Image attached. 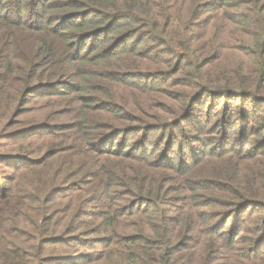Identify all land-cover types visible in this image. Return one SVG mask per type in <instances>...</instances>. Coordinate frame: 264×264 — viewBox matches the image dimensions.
Returning <instances> with one entry per match:
<instances>
[{
    "label": "trees",
    "instance_id": "16d2710c",
    "mask_svg": "<svg viewBox=\"0 0 264 264\" xmlns=\"http://www.w3.org/2000/svg\"><path fill=\"white\" fill-rule=\"evenodd\" d=\"M4 133L0 264H264V0H0Z\"/></svg>",
    "mask_w": 264,
    "mask_h": 264
},
{
    "label": "rangeland",
    "instance_id": "374dc122",
    "mask_svg": "<svg viewBox=\"0 0 264 264\" xmlns=\"http://www.w3.org/2000/svg\"><path fill=\"white\" fill-rule=\"evenodd\" d=\"M134 41H137V39L135 38L133 40V42ZM210 99L213 100L209 94L204 95L203 97H201L196 102V104H194L193 110H195V111L191 112L189 114V116H188L189 121H191V122L193 121L195 123L199 122V120L197 118H199L200 114L204 115V114L208 113V111L210 110V108L212 106L215 108L216 112L222 111L219 108H220L221 102H223L224 99H218L217 101H214V104H216V105L210 104L209 103ZM232 102H237V101H235V99H234V101H232ZM233 104H237V103H233ZM230 106H233L232 112H228V111L224 110L223 116L226 118H230V117L234 116L235 119L231 122V126H232V128L236 129V126H237L236 122L239 118V114H238L239 109L235 108L234 107L235 105H230ZM187 125H189V123H183L181 125V127H178V129H175L176 132L178 130H180L179 138H187L186 137L187 135L183 133V130H185V126H187ZM203 126H204V124H203ZM208 128H210V126H208L207 129ZM218 132H220V131H215L216 134H212V135H209V134L207 135V134L201 133L200 135H202V136H201L200 141H206L207 144H210L211 140L214 141L216 138L221 136L220 134L218 135ZM247 132H248V134H246L243 137L244 140L247 142V148H250L253 144H256V145L261 144L260 140H258L257 137H255L254 135H250L249 130ZM242 134H243L242 132H237V134H235V137H237L238 135L242 136ZM191 136L192 135L189 134L190 138H191ZM241 138L242 137H239V138H237V140H239ZM8 140H9L8 133H4V134L0 135V145L7 142ZM155 144H158V143L150 142V143H147L146 145L151 147ZM110 145H112V144H110ZM2 147H0V154H1L0 155V181H6L10 177V173H9L10 169L8 168V166L4 165V163L7 164V162L4 159V163H3L2 156H3V154H7L10 151L8 148H6L4 146H2ZM203 147H204V143L200 142V146L197 147V145H196L195 150H199L200 148H203ZM176 148H178L177 145H176L175 149ZM184 148H186L188 150L190 148V146L185 145ZM7 160H11V159H7ZM256 210H257L256 208L251 207V209L243 210V212L241 214L243 216H246V215H249L252 213L256 214ZM238 227H239V229H237V231L241 230L244 227V224L239 222ZM20 228L24 231L29 229L27 227V225L25 227H20ZM94 238H95L94 235H89L88 233H85L83 235H80L78 237V239L73 241L71 243V246L68 247V249H63L61 255H58L59 254L58 252H46V253H44V257L47 259V262L43 263V264H103V263H95L94 261H89L90 258L99 256L102 253V251L105 250V248H103L101 246H97V247L92 248V244H90V243H92ZM50 254H53V255L50 256ZM115 258L118 259V256L116 255Z\"/></svg>",
    "mask_w": 264,
    "mask_h": 264
}]
</instances>
